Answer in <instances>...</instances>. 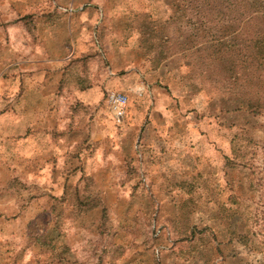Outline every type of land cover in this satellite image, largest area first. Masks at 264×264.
Wrapping results in <instances>:
<instances>
[{
  "label": "rangeland",
  "instance_id": "374dc122",
  "mask_svg": "<svg viewBox=\"0 0 264 264\" xmlns=\"http://www.w3.org/2000/svg\"><path fill=\"white\" fill-rule=\"evenodd\" d=\"M200 1L0 0V264H264V58L252 75L248 41L264 49V21ZM97 6L132 12L104 34L125 32L126 60L98 47L101 67L151 79L185 133L144 125L142 78L105 131L65 89L86 67L69 61L66 10Z\"/></svg>",
  "mask_w": 264,
  "mask_h": 264
},
{
  "label": "crops",
  "instance_id": "0c3cea01",
  "mask_svg": "<svg viewBox=\"0 0 264 264\" xmlns=\"http://www.w3.org/2000/svg\"><path fill=\"white\" fill-rule=\"evenodd\" d=\"M97 8L98 9L78 8L74 10V12L66 10L67 14H65V21L67 32L68 35H71V32L73 33L71 36L69 35V42L70 45H72L73 53V55L71 56L72 58L69 61L74 64H79V66L81 64H85L86 67H84V69H82L81 67L80 69H75L76 72H79L80 78H78V80H75L73 83L68 84L65 89L71 90L70 92H72L74 98H77L81 105L87 109L90 120L98 123L100 127L103 128V131H105L106 128H108V125H110V121L108 120L109 123L106 122L107 125L103 123L104 120L102 114H109L110 118L113 121L114 118L107 107L106 101V106L102 103L103 92L115 90L126 94L128 87L126 85L127 82H129L130 84H134V86L136 87L144 82L147 92L144 91L141 96H139L140 102L141 100L145 101L148 97V104H152V107L149 111L151 119L146 123L143 122L144 125H146V127H148L152 132H159L160 129L168 130L171 128H175V125H177V129H183V132L185 133L186 128L183 121L179 120L175 122L168 119V114L172 111L171 109L176 108L174 105L170 104L172 100L165 90L153 84L151 82V79H148L146 77L143 78L138 70L134 69L133 67L129 68V70H126L122 74V78L118 80V82L116 81V77L112 67H101V56L98 54V52H95L98 47L103 46L104 48L120 49V57L124 61L126 60L128 54L127 48L133 46H128V43L125 42L126 37H123V34L125 32L123 31L122 36H120V38L117 37L112 42L108 41V37L111 33H113V31L111 32L110 30H113V28L117 24L123 26V30L125 29V27L130 26V16L132 12L130 10H124L122 8L102 9L100 6H97ZM153 9L154 8H151V12L147 13L146 16L152 15L154 13ZM147 11L149 12V10ZM105 33H109V35H104ZM134 47L137 48V45H134ZM86 50H92L93 52L87 53ZM106 55L108 54L106 53ZM141 78L143 82L141 81ZM59 79V77L56 79V83L54 85V88H52V91L59 90ZM146 83L148 84L146 85ZM35 85L40 89V83H38V85ZM146 108L147 106L144 103L142 104V108L139 106L135 113H146ZM179 139L180 135L174 139V143L177 142L178 144H180ZM170 163V161L164 159L163 164L160 165L158 163V160H153L152 163L151 161H149L150 165L148 166V168L151 171H157L160 169L166 170ZM213 167L216 168V173L214 175L217 178L216 183L218 184L219 180L217 165L213 164L211 160V170H213ZM217 225L219 226L221 224L216 223V226ZM221 232L222 231L217 227L216 234H220Z\"/></svg>",
  "mask_w": 264,
  "mask_h": 264
},
{
  "label": "trees",
  "instance_id": "16d2710c",
  "mask_svg": "<svg viewBox=\"0 0 264 264\" xmlns=\"http://www.w3.org/2000/svg\"><path fill=\"white\" fill-rule=\"evenodd\" d=\"M230 3V7L235 12H238L242 10L247 15L248 21L252 23H256L259 19H263L264 21V8L262 0H202L200 1L199 5L193 6L192 8H196V10H200L201 6H205L207 8H210L212 10L217 11L219 15H222L223 10L225 9L226 4ZM197 3V2H196ZM201 5V6H200ZM258 19V20H257ZM261 33V32H259ZM258 33L256 35H251L248 38L249 44H250V69L251 74H256L258 71L262 70V60L264 58V49L263 46H261L260 40L261 36ZM227 47H231L230 44L226 43H220L218 46V49L220 53L222 54V57H226L225 55H228Z\"/></svg>",
  "mask_w": 264,
  "mask_h": 264
},
{
  "label": "built area",
  "instance_id": "2783aa9c",
  "mask_svg": "<svg viewBox=\"0 0 264 264\" xmlns=\"http://www.w3.org/2000/svg\"><path fill=\"white\" fill-rule=\"evenodd\" d=\"M105 101L114 120L120 122L127 105L126 94L119 91H108L105 95Z\"/></svg>",
  "mask_w": 264,
  "mask_h": 264
}]
</instances>
